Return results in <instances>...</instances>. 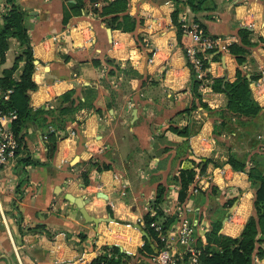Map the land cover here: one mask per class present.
Returning a JSON list of instances; mask_svg holds the SVG:
<instances>
[{"label": "crops", "instance_id": "crops-1", "mask_svg": "<svg viewBox=\"0 0 264 264\" xmlns=\"http://www.w3.org/2000/svg\"><path fill=\"white\" fill-rule=\"evenodd\" d=\"M106 1L112 0L87 1L75 13L76 0H18L26 12L36 65L38 88L30 91V103L34 110L54 112L41 116L40 123L28 121L19 155L0 167V264H89L106 246L120 248L122 255L109 253L120 264L148 263L152 253L140 251L146 240L157 251L163 241L153 227L157 239L150 237L145 216L164 212L154 222L175 241L178 201L197 208L192 218L203 244L214 219L223 217L219 234L237 237L255 215L256 187L247 170H234L228 158L230 153L248 154L249 168L253 154L264 155L261 135L253 136L256 142L247 140L257 125L264 126V0H214L216 7L199 12L180 5L179 18L197 19L209 34L238 36L248 27L256 43L241 65L231 52L211 53L199 96L184 49L190 40L173 21L174 0H127L116 28L107 19L111 15L92 10ZM7 9V0H0V24ZM125 13L136 19L133 30L125 29ZM54 34H61L60 43L50 38ZM10 41L0 75L22 50L16 38ZM238 69L248 77L260 73L262 79L260 88L250 84L262 109L243 125L221 116L228 98L214 88L217 79L236 80ZM70 91L75 110L59 115L70 104L63 99ZM193 105L196 109L189 112ZM60 118L63 128L51 153L46 133ZM185 127L189 136L174 129ZM27 155L39 163L26 167L29 180L20 195L16 167ZM207 159L211 161L202 170ZM187 168L194 169L195 177L181 200L179 177ZM193 183L203 187L204 201L193 197ZM161 187L163 201L157 206ZM232 214L238 222H227ZM37 225L45 230L27 231Z\"/></svg>", "mask_w": 264, "mask_h": 264}, {"label": "trees", "instance_id": "trees-1", "mask_svg": "<svg viewBox=\"0 0 264 264\" xmlns=\"http://www.w3.org/2000/svg\"><path fill=\"white\" fill-rule=\"evenodd\" d=\"M76 1V3L72 4V9L75 13H80L81 10L85 8L87 1L93 3L96 0ZM7 2L9 4V9L3 14V22L0 24V64L6 62L7 52L10 48V39L12 37L19 41L22 50L16 56L13 65L9 68H4L0 75V110L5 113L15 111L18 115L13 121L12 128L20 144L16 152V155H19V151L25 142V128L28 121L31 120L40 123L39 118L41 116L46 113L52 114L54 110H34L31 106L30 91L36 90L38 86L33 80L36 65L31 38L24 23L26 12L21 4L18 3V0H7ZM127 2V0L106 1L100 8L94 6L92 10L104 17L111 15L107 19H109L110 26L116 28L115 22L119 19L118 14L126 11L128 7ZM174 2L176 3V9L173 12V21L177 25L180 35L183 34L182 20L179 18V14L182 11L180 5L189 4L194 12L216 7L214 0H174ZM124 18L126 22L125 29L133 30L136 26V19L128 13H125ZM68 20L69 14L64 18L65 23H67ZM252 34L253 30L248 27H242L238 32L240 42L230 47V52L236 56L240 65L247 61L248 54H250L252 48L256 46V43L252 41ZM21 62L24 63L22 73L19 78H16L15 74L20 69ZM206 66H209V60H206ZM192 71L193 90L196 95L199 96L197 91L200 86V81L196 78L193 68ZM206 76L208 75L206 74ZM260 77V73L252 74L248 77L241 69H238L236 80L232 82L227 81L225 83L222 79L216 80L218 86L215 85L214 88L225 92L228 98L227 107L223 111L222 117L225 119L234 117L236 121L242 125L254 121L262 107L255 100L250 84L257 81ZM222 84H224V86ZM10 88L13 89V92L10 94L9 99H4L3 93ZM72 92L73 91H70L64 94V101L70 102V104L60 108L59 115H66L75 110V107H73L74 102L72 103V101H70ZM194 109H196V105H193L188 111L191 112ZM63 121L64 120L60 118L59 122H53L52 125L55 126L54 129L46 133L49 140L47 146L51 153L56 150L58 130L63 128ZM259 126L260 125H257L256 127ZM174 129L185 136H189L190 134L189 127H185L183 130ZM217 129L218 127L216 131ZM218 133H221V131L218 130ZM210 161L211 159H207L205 162H202V170L205 169ZM250 161H252L251 166L246 168L248 166V154L242 156L236 153H230L228 158V162L232 165L234 170H247L249 180L252 185L256 187V197L254 201L255 215L249 217L242 233L237 237L219 234L223 217L214 219L213 227L206 235L207 243L204 245L202 240L200 241L198 238V246L202 249L200 255L201 264H253L255 255L264 256V155L258 153L253 154ZM38 163V161L33 160L32 157L28 155L19 158L16 167L19 183L16 190L20 195L23 193L21 188L26 185L29 180L26 167L29 165H37ZM99 168L100 170L105 169L106 166H100ZM194 177L195 171L193 168H187L181 172L179 177L182 184V190L179 194L181 200L186 199V190L189 184L194 180ZM163 190V187L159 189L158 198L156 200L157 206L163 201ZM16 204L17 199L14 200V205L16 206ZM163 215L164 212L158 210L155 215L147 214L145 216V227L152 239H157V234L152 229L151 223L158 220L160 216L162 217ZM173 220L174 218L170 219V221ZM19 224L21 227V221H19ZM20 229H22V227ZM38 230H45V226L37 225L28 228L27 231L31 232ZM160 245H163V243L159 242V246ZM140 251H146L152 254L156 253V249L152 247L148 240H146L144 247ZM109 253L123 254L119 247L106 246L104 247V253L98 255L89 264H120L121 260L109 256Z\"/></svg>", "mask_w": 264, "mask_h": 264}, {"label": "built area", "instance_id": "built-area-1", "mask_svg": "<svg viewBox=\"0 0 264 264\" xmlns=\"http://www.w3.org/2000/svg\"><path fill=\"white\" fill-rule=\"evenodd\" d=\"M183 34L189 38V43L184 47L185 54L190 66L195 71L196 78L205 83L207 79L206 60L214 52H230L233 44L239 43L240 38L236 34L214 36L207 32L204 25L196 20H191L186 16H182ZM61 34H54L50 38L58 43L61 42ZM150 60H153L151 58ZM262 79L255 81V85L260 88ZM13 89L10 88L3 93L4 99H9ZM15 111L5 113L0 110V167L8 166L12 160L16 158V152L20 147L18 138L16 137L12 125L17 118ZM264 139V138H263ZM226 173V170H221ZM189 189L193 193H199L203 187L200 184H191ZM194 204L189 205L186 202L178 201L174 216L176 217V233L175 241H169L166 236L164 226L158 222H152L153 227L160 235L163 245L158 251L151 254V259L145 264H201L200 255L202 249L198 246V236L195 232L194 220L192 214L196 211ZM140 224L144 222L139 219ZM227 222H238L236 216L232 214ZM205 245V244H204ZM255 264H264V256L255 255Z\"/></svg>", "mask_w": 264, "mask_h": 264}, {"label": "rangeland", "instance_id": "rangeland-1", "mask_svg": "<svg viewBox=\"0 0 264 264\" xmlns=\"http://www.w3.org/2000/svg\"><path fill=\"white\" fill-rule=\"evenodd\" d=\"M264 125V124H263ZM261 135V139L264 140V126H259V127H255V133H250V137H247V140H249V143H251L254 139L253 136H256L257 138H259L258 136ZM255 137V138H256ZM251 140V141H250ZM259 140V139H258ZM256 142V141H253ZM243 149V148H242ZM195 198V200L197 199L198 201H204L203 196L200 193H197L195 196H193Z\"/></svg>", "mask_w": 264, "mask_h": 264}, {"label": "water", "instance_id": "water-1", "mask_svg": "<svg viewBox=\"0 0 264 264\" xmlns=\"http://www.w3.org/2000/svg\"><path fill=\"white\" fill-rule=\"evenodd\" d=\"M109 31L111 32V29L109 28ZM110 220H112V218H110ZM137 227L139 228V229H141L142 231H143V233H144V235L146 236V232H145V230L143 229V227L140 225V224H137ZM157 251V250H156Z\"/></svg>", "mask_w": 264, "mask_h": 264}]
</instances>
